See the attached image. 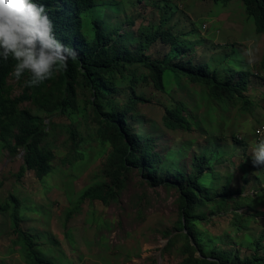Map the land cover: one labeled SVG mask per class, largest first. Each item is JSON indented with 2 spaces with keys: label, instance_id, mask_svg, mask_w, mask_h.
I'll return each mask as SVG.
<instances>
[{
  "label": "rangeland",
  "instance_id": "rangeland-1",
  "mask_svg": "<svg viewBox=\"0 0 264 264\" xmlns=\"http://www.w3.org/2000/svg\"><path fill=\"white\" fill-rule=\"evenodd\" d=\"M105 1L110 0H99V3ZM157 1L162 3L158 5ZM169 5L172 12L167 14L165 8ZM104 12L107 20L114 15L108 7ZM168 15L170 19L164 24L163 18ZM118 16L136 17L134 30L158 22L188 35L193 41L195 58L214 56L213 66L221 77H225L230 69L251 73L247 94L255 103L247 110H243V103L239 101L235 107L230 104L226 110L212 111L215 124H219L217 128L213 127L217 129L214 134H208L202 128L172 131L166 127L164 115L168 107L182 99L192 107L203 99L204 86L179 75L172 78L170 92L158 90L153 82H141L139 94H146L150 101L140 103L137 109L142 118L138 128L152 134L163 155L173 154L179 168L189 174L194 168V155L208 148L212 150V160L222 180L229 175L223 209L211 212L208 207H203L204 218L195 222L199 239L226 249L238 247L243 254L253 253L258 236L264 233V204L249 209L240 204L236 210L234 205L238 197L254 195L264 183V167L254 168L251 163L252 148L257 144L252 130L264 121V33L257 32L254 19L246 12L242 0L228 3L126 0V9ZM195 26L200 29L203 41L192 33ZM129 28L126 24L124 31ZM141 72L148 71L142 68ZM10 82L14 85V96L24 91L15 78ZM120 87L118 99L128 101L130 85L123 83ZM90 98L91 93L81 89L78 109L55 116L56 128L48 127V131L53 132L49 140L57 158L53 171L43 179L39 180L31 171L18 178L25 163V150L12 156L0 141V264H26L24 253L14 245L18 236L12 211L3 210L14 195L23 201V229L34 235L44 251L53 249L52 257L61 256L63 264H180L187 256L182 250L184 237L178 228V190L166 185H151L149 177L139 169L127 173L126 186L118 199H112L108 204L98 199H84L78 204L87 189L109 180L105 171L109 154H100L103 146L96 137L99 124ZM22 106H32L35 113L48 116L32 102ZM206 109L204 104L200 113ZM47 122H52L50 117ZM72 123L85 138L78 147L70 136ZM234 136L238 139L242 136V142L238 143ZM254 175L260 180H255ZM170 179L174 180V176ZM229 192L236 194L228 197ZM71 210L72 214H69ZM235 214L255 216L245 228L236 230ZM262 243L264 246V239Z\"/></svg>",
  "mask_w": 264,
  "mask_h": 264
},
{
  "label": "trees",
  "instance_id": "trees-1",
  "mask_svg": "<svg viewBox=\"0 0 264 264\" xmlns=\"http://www.w3.org/2000/svg\"><path fill=\"white\" fill-rule=\"evenodd\" d=\"M37 1L52 7L56 31L64 37L68 46L79 48V51L74 48L79 57L76 61H69L65 71L37 87H25L23 80L18 81L24 91L16 96L14 85L9 80L14 62L10 60L5 64L0 60V141L12 156L19 155L21 149L25 150V163L18 178L31 171L40 180L53 171L57 152L49 140L53 132H49L48 127L56 128L55 116L78 109L81 89L89 91L90 103L99 124L96 137L103 146L100 154H109L105 169L109 180L87 189L78 204L84 199H98L107 204L112 199H118L126 186L127 173L139 169L149 177L151 185L171 186L179 192L178 228L185 241L182 250L187 253L180 264H264V233L258 236L257 247L249 254L241 253L238 247L226 249L212 245L211 241L202 242L197 235L195 222L204 218L202 208L208 207L215 212L223 209L226 201L229 175L222 180L221 173L214 166L212 150L206 148L195 154L194 168L188 174L178 167L173 154L163 155L157 149L156 139L151 133H144L138 128L142 118L137 108L140 103L150 101L146 94H139L138 86L143 81L153 82L158 90L165 92H170V83L175 75L203 85L201 102L190 107L185 100L178 101L175 106L167 108L164 123L172 131L202 128L206 133L214 134L219 124H215L212 111L226 110L230 104L235 107L239 101L243 103V110H247L255 103L247 94L251 73L230 69L225 77H221L213 66L214 56L197 60L192 54L191 37L164 25L170 19L169 15L163 18L164 24L155 22L134 30L136 17L118 16L126 9V0L103 3L99 0ZM214 1L228 3L231 0ZM157 2L158 5L162 3ZM242 2L248 15L253 17L257 32L264 33V0ZM105 7L114 12L109 20L105 17ZM171 8L169 5L165 12L170 14ZM115 18L117 21H114ZM126 24L130 28L124 31ZM57 32L54 31L56 39L66 45ZM192 33L197 37L201 35L196 26ZM228 60L235 62L230 58ZM142 68L148 72H141ZM123 83L130 85L131 90L130 99L125 102L118 99L120 84ZM25 102H32L48 116L35 113L32 106L23 107ZM204 104L207 109L201 114L200 108ZM48 117L52 122H47ZM224 122L225 117L222 126ZM255 127L252 136L258 143ZM69 132L76 147L85 141L75 123L69 127ZM234 139L242 142L237 136ZM172 175L174 180L170 179ZM254 179L260 180L258 175H254ZM235 194L229 192L227 196ZM259 203L264 204V183L254 195L238 197L234 206L236 210L241 207L240 204H245L249 209ZM22 206L23 201L14 195L3 210L12 211L18 236L14 245L24 253L25 263L63 264L61 256L52 257L53 249L44 251L36 243L34 235L23 229ZM254 216L235 214L233 224L236 230L249 225Z\"/></svg>",
  "mask_w": 264,
  "mask_h": 264
},
{
  "label": "clouds",
  "instance_id": "clouds-1",
  "mask_svg": "<svg viewBox=\"0 0 264 264\" xmlns=\"http://www.w3.org/2000/svg\"><path fill=\"white\" fill-rule=\"evenodd\" d=\"M52 10L37 0H0V60L14 62L10 81L23 80L25 87L34 88L78 59L77 51L56 31ZM251 163L254 168L264 167V137L252 148Z\"/></svg>",
  "mask_w": 264,
  "mask_h": 264
},
{
  "label": "built area",
  "instance_id": "built-area-1",
  "mask_svg": "<svg viewBox=\"0 0 264 264\" xmlns=\"http://www.w3.org/2000/svg\"><path fill=\"white\" fill-rule=\"evenodd\" d=\"M204 27L206 28L207 24H204ZM263 98H264V94H263ZM255 134L259 140L261 139V137H264V121H261L259 124L256 125Z\"/></svg>",
  "mask_w": 264,
  "mask_h": 264
},
{
  "label": "bare ground",
  "instance_id": "bare-ground-1",
  "mask_svg": "<svg viewBox=\"0 0 264 264\" xmlns=\"http://www.w3.org/2000/svg\"><path fill=\"white\" fill-rule=\"evenodd\" d=\"M69 37H70V36H69ZM71 37H72V36H71ZM69 39H70V38H69ZM73 41H75V40H73ZM83 45H84V44H83ZM74 48H75V47H74ZM75 49H76L77 51H79V50H78V49H79L78 47H76Z\"/></svg>",
  "mask_w": 264,
  "mask_h": 264
}]
</instances>
